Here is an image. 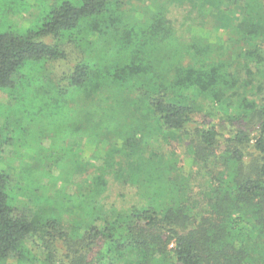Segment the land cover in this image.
<instances>
[{
	"label": "trees",
	"instance_id": "trees-1",
	"mask_svg": "<svg viewBox=\"0 0 264 264\" xmlns=\"http://www.w3.org/2000/svg\"><path fill=\"white\" fill-rule=\"evenodd\" d=\"M20 1L2 13H18ZM40 1L26 28L0 19V91L10 101L0 103V264H36L28 248L35 238L45 251L39 264H264V16L257 0L244 4L249 18L227 29L231 45L249 47L234 52L238 67L211 59L206 43L179 44L157 0L139 20L144 25L122 0ZM81 42L94 59L75 56L69 45ZM69 56L73 66L53 76L48 66ZM203 103L226 104L234 129L224 136L194 120ZM18 109L15 139L8 121ZM243 119L258 127L255 136L249 126L234 127ZM177 138L187 143L179 144L182 155ZM82 142L102 151L100 168L83 165ZM5 147L20 160L14 177L2 167ZM86 170L88 187L76 183L65 193L76 171ZM65 208L75 219L68 229Z\"/></svg>",
	"mask_w": 264,
	"mask_h": 264
},
{
	"label": "rangeland",
	"instance_id": "rangeland-1",
	"mask_svg": "<svg viewBox=\"0 0 264 264\" xmlns=\"http://www.w3.org/2000/svg\"><path fill=\"white\" fill-rule=\"evenodd\" d=\"M32 0H22L19 2V6L17 7L19 9L18 13H15V11H12L11 13L5 14L2 13L3 9L7 7L10 10V2L11 0H0V19L1 21H6L10 25H13L16 28H26L37 16L38 10L43 2L40 0H33L36 2V6H31L23 10V2L27 3ZM32 1V2H33ZM155 2V0H122L121 2L125 3V11L128 12L129 17H134L135 19H138V23L140 25H144L143 21H139L144 16L145 9H151V3ZM160 4L163 3V6L166 10L165 16L167 20H169L170 25L174 29V37L178 40L179 44L181 43L184 47H190L192 45H201V47L206 43V47L210 48L211 50V59L217 57L218 59H227L231 60L233 63L232 65L234 67H238V64L242 63V60L238 59V57L235 55V51L238 48H242V50L249 48L247 45L243 44H236L231 45L234 43H229L227 41V29H229L230 25L236 21L238 18L242 16H247L246 8L244 9V4L249 1L248 4H250V0H240L239 3L233 5L231 4V0H222V3L220 5V9H218V4L215 0H180L179 2H176V0L172 2H168L169 0H157ZM208 2V3H207ZM259 5L261 6L260 13L264 16V0H257ZM253 4V3H252ZM154 9V8H153ZM130 11V12H129ZM132 18V20L134 19ZM95 39V38H94ZM89 40V39H88ZM199 40H202L203 42L200 43ZM76 41H78L76 39ZM93 42V41H91ZM76 43H72L69 45L72 52H74L75 56H79L82 52V54L89 55L90 58H93L92 53L90 52L91 48L86 45L85 42H81L79 44L78 49L76 48ZM66 49H69L68 46H66ZM89 48V49H88ZM80 51V52H79ZM193 52V51H190ZM75 56H69V60L58 62L57 64H54L53 66H48L51 71L52 75L56 77H61L62 73L67 72L68 68H71L73 64L75 63L74 58ZM83 57V55H82ZM87 57V56H86ZM94 59V58H93ZM190 57H185V62L189 61ZM213 59V60H214ZM239 63H238V61ZM208 64V62H205ZM261 68V66L259 67ZM264 68V67H263ZM262 68V69H263ZM264 70V69H263ZM240 76L245 77L244 70H241L239 73ZM254 85H256V79L254 80ZM28 88L25 87V91H27ZM8 96L0 91V103H9ZM226 104H222L215 108H210L208 103H203V112L201 114H197L194 116V120H196L199 124L202 122H207L210 124H213L216 126L217 130L225 136V134L230 130L234 129L232 126L233 124H229L227 121V118L225 114H228L229 108H225ZM212 110L214 112V116L210 117L208 115H205L207 111ZM9 127L8 132L11 131L10 137H13L17 139L19 132H16L17 129L20 128L22 124V112L20 109L13 110V112L10 114L9 117ZM44 122H47L46 120ZM247 120H241L234 122V127H248L249 124H246ZM4 126V119L3 117H0V127ZM16 132V133H15ZM249 132L252 136H255L258 132V127L256 125L249 126ZM175 142H173L174 148L177 150L179 154H183V147L179 145L187 144L186 141H180L179 138L173 139ZM116 140H113V143H115ZM75 140H70V145L72 147L76 146L74 144ZM80 148L82 149V152L80 154V160L82 161L83 165L87 168L94 167V168H100L102 166V158L103 153L102 151L97 154L94 150H92L90 147L87 148V146L82 142L79 144ZM11 149L9 147H5V158L2 161V167L10 174H12V177L17 175L18 169H19V158L11 156ZM183 157V156H182ZM184 158V157H183ZM24 160H31L29 156H24ZM181 164L183 166L188 167L189 160L185 158L183 162L181 161ZM90 170H86L84 172L76 171L74 174L72 180L73 183L67 185L64 188V192L68 194H72L75 192L76 185L80 184L81 186H84L85 188L88 187L89 180L91 178V174L88 172ZM55 172V170H54ZM45 182V181H44ZM77 183V184H76ZM61 183H58L59 186L56 187L55 191H62ZM86 190V189H85ZM53 191V192H55ZM62 222L63 228L68 229L69 226L75 225V219L73 217V213L69 209H64L62 212ZM41 240L39 238H35V244L33 245L30 243L28 245L29 250L32 251V255L36 258L35 263L39 264L40 261L44 259L45 251L42 247H40ZM58 247H62L64 244L58 243ZM39 246V247H38ZM107 262V260H105Z\"/></svg>",
	"mask_w": 264,
	"mask_h": 264
}]
</instances>
